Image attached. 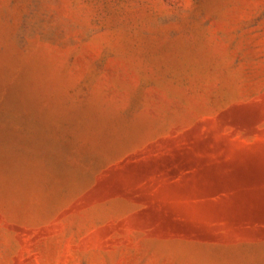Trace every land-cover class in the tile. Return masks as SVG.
Wrapping results in <instances>:
<instances>
[{
    "label": "rangeland",
    "instance_id": "374dc122",
    "mask_svg": "<svg viewBox=\"0 0 264 264\" xmlns=\"http://www.w3.org/2000/svg\"><path fill=\"white\" fill-rule=\"evenodd\" d=\"M0 264H264V0H0Z\"/></svg>",
    "mask_w": 264,
    "mask_h": 264
}]
</instances>
